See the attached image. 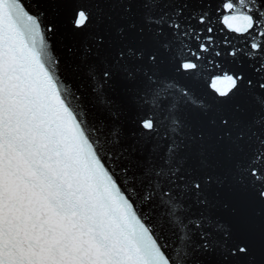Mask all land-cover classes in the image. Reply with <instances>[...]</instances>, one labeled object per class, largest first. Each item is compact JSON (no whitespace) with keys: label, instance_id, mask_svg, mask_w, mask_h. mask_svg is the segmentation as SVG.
I'll return each instance as SVG.
<instances>
[{"label":"snow or ice","instance_id":"6c2138e0","mask_svg":"<svg viewBox=\"0 0 264 264\" xmlns=\"http://www.w3.org/2000/svg\"><path fill=\"white\" fill-rule=\"evenodd\" d=\"M0 264H264V0H0Z\"/></svg>","mask_w":264,"mask_h":264}]
</instances>
